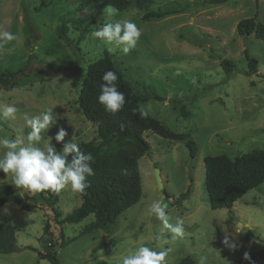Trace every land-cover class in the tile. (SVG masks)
<instances>
[{
    "label": "rangeland",
    "instance_id": "rangeland-1",
    "mask_svg": "<svg viewBox=\"0 0 264 264\" xmlns=\"http://www.w3.org/2000/svg\"><path fill=\"white\" fill-rule=\"evenodd\" d=\"M45 1L48 5L35 11L40 0H0V31L18 37L0 42V73L17 72L11 87L0 85V107L17 108L12 117H0V136L19 138L26 146L31 131L28 120L54 107L59 117L57 125L42 133L37 147L48 144L50 136L53 145L62 150L63 142L58 144L54 139L59 127L68 132L65 142L80 144L93 139L96 128L82 115L76 100L87 65L106 49L124 78L145 99L143 109L169 131L188 134L195 143L191 153L186 141L145 131L143 137L150 149L138 160V202L121 213L116 225L107 230L86 231L92 215L61 225L64 239L69 242L57 250L60 264H119L124 248L142 243L156 251L168 250L166 264H179L184 257L192 264H201V258L203 264H227L243 258L245 253L264 249V181L235 201L231 209H211L203 162L207 155L225 154L233 159L254 148L264 149V41L253 34L244 39L236 31L237 22L244 18L253 17L264 24V0L215 4L208 0H153L146 9H115L114 16L107 18L104 8L79 44L77 65L71 50L55 32L59 15L73 8L74 2ZM157 10L166 15L142 18L145 11ZM125 18L141 31L136 46L127 55L122 52L126 42L113 40L105 44L91 37V32L104 23ZM26 19L31 23L30 30ZM76 35L70 28L68 37L75 39ZM244 48L257 60L253 74L245 72ZM222 59L233 62V74L222 70ZM182 106L189 112L187 116L181 115ZM155 169L162 188L156 182ZM5 183H11V176L0 172V184ZM188 188L189 194L176 203ZM17 195L30 198L36 207L21 210L14 200L0 206V225L10 223L15 227L19 247L0 253V264H49L37 257V251L44 250L45 240L57 237L54 225L43 233L52 214L37 193L24 190ZM155 200L168 204L171 222L176 218L184 221L182 236L172 239L162 222L149 214L148 208ZM80 203L79 193L66 186L58 194L59 218ZM156 236H160L159 242ZM225 236L237 245L235 250L225 246Z\"/></svg>",
    "mask_w": 264,
    "mask_h": 264
},
{
    "label": "trees",
    "instance_id": "trees-1",
    "mask_svg": "<svg viewBox=\"0 0 264 264\" xmlns=\"http://www.w3.org/2000/svg\"><path fill=\"white\" fill-rule=\"evenodd\" d=\"M72 1L74 7L59 15L55 32L71 50L75 65L80 61V42L105 7L110 5L114 9L125 10L132 6L143 10L153 2V0ZM47 5L48 2L40 0L39 5L34 9L40 11ZM164 15H166L165 11H145L142 18L149 20ZM26 21L30 30L31 23L28 19ZM70 28L77 32L75 39L68 37ZM236 31L244 39L253 34L255 38L264 41V24L256 22L253 17L239 20ZM243 57L246 61L245 72L255 73L257 60L248 54L247 48L243 49ZM46 64L52 67L51 64ZM220 67L227 74L236 71L233 62L228 59H222ZM109 70L117 74L118 80L113 83H116L118 90L124 93L126 101L123 108L114 115L106 112L97 100L100 84L106 83L102 81V76ZM16 74L17 72H1L0 85L10 84L11 87ZM155 98L162 99L158 96ZM144 100L134 86L124 78L108 50L104 49L99 59L87 65L76 103L82 115L96 128L93 139L79 144L82 151L90 152L94 157L92 163L94 175L87 177L88 187L84 192H78L81 198L80 205L63 218H59L56 210L58 194L50 190L36 192L44 201V208L52 214L51 219L43 226V233L48 232L50 225H54L57 229V237L45 240L44 250L37 251L38 258L46 259L49 264H60L57 250L69 242L64 239L61 227L64 223H77L92 215L93 220L87 224L86 231L96 228L107 230L116 225L121 213L138 202L141 195L138 160L150 149L149 143L143 137L145 131L151 130L165 138L186 141L190 152H193L195 143L188 134L171 132L149 114L141 118L139 111H133L141 108ZM180 113L187 116L189 112L182 106ZM57 150L59 151L58 148ZM203 162L205 189L211 209H231L235 201L264 181V149L254 148L233 159L225 154L207 155L203 158ZM23 191L24 189L16 188L11 183L0 184V206L9 200H14L21 210L35 208L36 204L31 202L30 198L17 195ZM189 192L190 188L177 199L176 203L182 201ZM18 249L15 227L10 223L1 224L0 253H10ZM249 256L250 260L243 257L227 264H264V249ZM179 264H192V260L184 257L179 260Z\"/></svg>",
    "mask_w": 264,
    "mask_h": 264
},
{
    "label": "clouds",
    "instance_id": "clouds-1",
    "mask_svg": "<svg viewBox=\"0 0 264 264\" xmlns=\"http://www.w3.org/2000/svg\"><path fill=\"white\" fill-rule=\"evenodd\" d=\"M112 6H107L103 13L107 17L115 14ZM91 37L105 44L116 40L118 43H125L122 52L127 55L137 43L141 36V31L136 23L130 19H121L115 23L106 22L102 26L91 32ZM18 37L7 31H0V42H10L17 40ZM118 80V76L114 71H106L102 76L99 88L100 92L97 96L98 102L103 106L104 110L111 114H116L125 104V95L118 90L117 84L113 83ZM54 107H48L40 111L39 115L28 120V126L31 131L27 134V145L24 141L10 139L7 136H0V150H4L0 155V172L11 176V184L16 188L36 193L50 190L59 194L62 189L70 185L74 192H84L88 187L87 177L94 175L92 163L93 155L81 150L78 143L68 140V135L64 127H59L54 139L59 144L63 142L62 150H57L53 145L52 137L50 142L43 147L36 145L42 142V133L47 132L52 126L57 125L59 119L57 113L53 111ZM139 111L141 118L147 116V112L143 107L134 109ZM17 112L15 106L0 107V117L9 118ZM71 155V159L69 156ZM168 204L161 200L153 201L148 212L162 222L163 229L167 230L172 239L183 235L184 221L176 218L175 222H171V217L167 213ZM157 242L160 236L154 238ZM225 246L235 250L237 245L230 241L228 236L224 239ZM168 250L156 251L147 244L142 243L129 246L123 249L119 264H166V256ZM244 259L250 260L248 253L244 254ZM203 264V258H201Z\"/></svg>",
    "mask_w": 264,
    "mask_h": 264
},
{
    "label": "water",
    "instance_id": "water-1",
    "mask_svg": "<svg viewBox=\"0 0 264 264\" xmlns=\"http://www.w3.org/2000/svg\"><path fill=\"white\" fill-rule=\"evenodd\" d=\"M227 0H208L209 3L215 4V3H223L226 2ZM155 178L158 186L162 188V182H161V177L157 169H155Z\"/></svg>",
    "mask_w": 264,
    "mask_h": 264
}]
</instances>
